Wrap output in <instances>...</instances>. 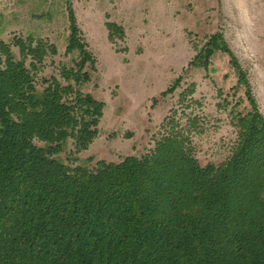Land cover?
<instances>
[{"label": "trees", "instance_id": "obj_1", "mask_svg": "<svg viewBox=\"0 0 264 264\" xmlns=\"http://www.w3.org/2000/svg\"><path fill=\"white\" fill-rule=\"evenodd\" d=\"M65 7L73 58L60 79L39 78L54 45L0 41V264H264V118L220 36L189 67L206 70L217 51L230 56L248 109L236 102L229 111L228 158L197 160L193 138L205 122L195 85L183 88L180 76L160 94L181 89L153 148L89 168L78 155L97 138L104 103L84 91L96 61ZM105 27L110 43L124 39L121 26Z\"/></svg>", "mask_w": 264, "mask_h": 264}, {"label": "rangeland", "instance_id": "obj_2", "mask_svg": "<svg viewBox=\"0 0 264 264\" xmlns=\"http://www.w3.org/2000/svg\"><path fill=\"white\" fill-rule=\"evenodd\" d=\"M66 1L96 61L84 91L104 103L98 136L78 155L82 163L91 159L89 168L153 148L152 137L170 109L177 108L181 89L160 94L180 76L183 88L195 85L192 96L201 104L196 113L205 122L204 132L193 138L197 160L205 166L228 158L236 140L229 111L236 102H241L238 110L248 109L230 56L217 51L206 70L189 67L214 35L245 75L264 118V0H0L1 42L33 36L56 47L39 78L60 79L59 66L71 64L73 57L65 54ZM106 22L123 28L122 41L109 42Z\"/></svg>", "mask_w": 264, "mask_h": 264}]
</instances>
